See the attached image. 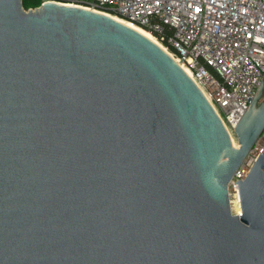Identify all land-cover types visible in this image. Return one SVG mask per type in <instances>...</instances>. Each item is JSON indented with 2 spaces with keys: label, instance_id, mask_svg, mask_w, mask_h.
I'll return each mask as SVG.
<instances>
[{
  "label": "water",
  "instance_id": "1",
  "mask_svg": "<svg viewBox=\"0 0 264 264\" xmlns=\"http://www.w3.org/2000/svg\"><path fill=\"white\" fill-rule=\"evenodd\" d=\"M264 79L236 125L107 14L0 0V264H264Z\"/></svg>",
  "mask_w": 264,
  "mask_h": 264
},
{
  "label": "built area",
  "instance_id": "2",
  "mask_svg": "<svg viewBox=\"0 0 264 264\" xmlns=\"http://www.w3.org/2000/svg\"><path fill=\"white\" fill-rule=\"evenodd\" d=\"M106 11L143 27L187 70L235 141L264 79V0H41ZM36 6V7H38ZM264 148V130L231 177L229 195Z\"/></svg>",
  "mask_w": 264,
  "mask_h": 264
},
{
  "label": "bare ground",
  "instance_id": "3",
  "mask_svg": "<svg viewBox=\"0 0 264 264\" xmlns=\"http://www.w3.org/2000/svg\"><path fill=\"white\" fill-rule=\"evenodd\" d=\"M88 9V8H87ZM93 11H96V10H93ZM96 12H98V13H104V14H107V15H109V16H111L112 18H114L115 20H117L118 22H122V23H124V24H126L127 26H129V27H132L133 29H135L136 31H139V32H141L144 36H146L148 39H150L152 42H154V43H156V44H158V45H160L165 51H167V53L170 55V52L168 51V50H166L165 49V47L164 46H162L157 40H156V38H154V36L149 32V31H147L146 29H144L143 27H140V26H137V25H135L134 23H132V22H130V21H128V20H125V19H123V18H119V17H116L115 15H112V14H110V13H108V12H106V11H96ZM171 56V55H170ZM181 65V64H180ZM184 69V68H183ZM185 70V72L187 73V70L186 69H184ZM187 75H188V73H187ZM189 76V75H188ZM234 143V142H233ZM236 143V142H235ZM238 145H236V147H237ZM233 203V209H234V211L236 212V214H240L241 212H240V203H239V196L236 194V197L235 198H233V199H231V204Z\"/></svg>",
  "mask_w": 264,
  "mask_h": 264
},
{
  "label": "trees",
  "instance_id": "4",
  "mask_svg": "<svg viewBox=\"0 0 264 264\" xmlns=\"http://www.w3.org/2000/svg\"><path fill=\"white\" fill-rule=\"evenodd\" d=\"M41 0H23V6L25 9H34L36 6L40 4Z\"/></svg>",
  "mask_w": 264,
  "mask_h": 264
},
{
  "label": "rangeland",
  "instance_id": "5",
  "mask_svg": "<svg viewBox=\"0 0 264 264\" xmlns=\"http://www.w3.org/2000/svg\"><path fill=\"white\" fill-rule=\"evenodd\" d=\"M263 100H264V86H263L262 89H261V95H260V97H259V99H258L257 106H259L260 103H262ZM235 142H236V143H235ZM233 144L238 145L236 139H235V141H234ZM233 198H235V197L232 196L231 199H233ZM231 208H232V212L236 213V212L234 211V209H233V203L231 204Z\"/></svg>",
  "mask_w": 264,
  "mask_h": 264
}]
</instances>
